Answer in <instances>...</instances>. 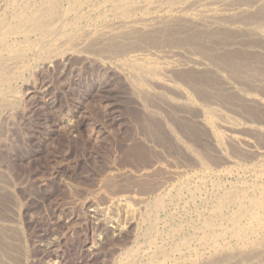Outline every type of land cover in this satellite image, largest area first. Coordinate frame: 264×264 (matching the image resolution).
Listing matches in <instances>:
<instances>
[{
	"label": "bare ground",
	"instance_id": "6f19581e",
	"mask_svg": "<svg viewBox=\"0 0 264 264\" xmlns=\"http://www.w3.org/2000/svg\"><path fill=\"white\" fill-rule=\"evenodd\" d=\"M74 65L96 68L122 80L129 93L137 99L136 104L143 106L145 111L169 117L164 127L170 133L172 129L177 135L179 132L185 134L187 120L191 126L200 130L202 127L213 155H205V149L202 151L201 145H196L198 143L186 144L194 152V161L197 160L205 171L224 164L236 165V160L230 157V151L233 154L235 148V152H240L239 160H243L241 154L246 155L251 159L247 162H253L257 173L260 171L256 184L251 182L247 186L245 180L241 181L244 187L237 182L235 184L240 187L230 186L225 193L224 188L210 215L199 224L189 226V233H185L188 229L181 226L166 231L171 241L169 247L160 246L154 250V241L161 234H155L160 232L158 228L153 231L156 221L143 220L141 202L136 209L130 207L129 222L118 233L106 222L108 205L115 202L124 204L130 198L125 200L123 191L126 188L118 185L119 178H122L117 173L119 171L113 168L103 170L91 181L97 193L99 190L108 191L105 199L102 194L104 205L94 206L89 200L84 203L90 208V219L102 218L100 223L106 231L103 244L109 245L111 235L117 240L132 235L137 240L141 232L140 221L143 220L144 225L146 221L150 224L145 233L150 247L143 252V246L140 248V241H137L136 245L122 251L121 247L113 244L114 247H109V258H101L104 260L102 263L264 264V121L252 119L235 123L237 118L228 113L229 110L242 112L244 109L246 114L254 112L256 118L264 115V0H0V136L9 133L13 108L21 101L19 90H26L22 93L23 100L29 99L35 94L37 81L44 71L58 68L64 72ZM148 116L153 117L150 113ZM172 119L181 124H170H176ZM63 123L69 128L74 127L72 117H66ZM184 159L187 161V156ZM166 160L164 158L163 161ZM178 171H175L177 175ZM229 171L227 169V174ZM182 189L176 188L175 195L170 198L174 205L180 202L178 196ZM158 197L153 205L157 212L155 217L161 212L168 213V204L166 207ZM7 222L12 221L7 219L0 223V264H8L7 260H11L8 250L13 243L8 239L14 226ZM194 244L199 245L197 250H193ZM95 250L96 246L92 245L88 252L94 254ZM94 257L97 260L99 255Z\"/></svg>",
	"mask_w": 264,
	"mask_h": 264
},
{
	"label": "rangeland",
	"instance_id": "374dc122",
	"mask_svg": "<svg viewBox=\"0 0 264 264\" xmlns=\"http://www.w3.org/2000/svg\"><path fill=\"white\" fill-rule=\"evenodd\" d=\"M57 69L42 73L41 78L37 81L38 87L35 94L29 99L23 100L24 94L22 93H25L26 90H19L18 95L21 101L13 108L8 125L9 133L8 135L4 134V137L0 136V143L2 142L0 144V194L2 195H0V223L8 219L12 222L6 224L14 226L11 238L8 237L9 242L13 243V246H9L10 250H8V255L10 254L12 260L8 259V264H103V259L106 256L107 259L109 258V247L112 248L115 245L121 247L122 251H126L136 245L137 241H140L138 246L140 248L143 246V252H145L150 247V242L145 236L150 224L146 221L144 225V219L156 221L153 231L158 228L160 232L156 231L155 234H161L154 241V250L160 246L168 248L171 241L166 231L170 232L179 226L188 229L189 226L199 224L201 220L210 215L216 205L217 197L230 189V186L244 187V183L251 185V182L252 184L258 182L260 171L257 173L253 162L250 164L247 162L251 159L246 155L241 154V158L245 159L242 160L243 162L241 159L239 160L240 152H235L236 148L232 151L234 155L230 151V157L233 156L236 165L224 164L223 167L216 168L214 166L210 170L208 169V172L207 169L205 171L197 160L194 161V152L190 151L191 149L186 144L198 143L196 145L198 147L201 145L202 151L205 149L203 152L205 155H210L213 152L207 143V135L202 127L200 130L198 127L191 126L187 120L186 125L184 124L186 128L184 131L187 130L186 135L179 132L184 137H180L172 129L171 134L164 127V123L168 122L169 117L145 111L143 106L136 104L137 99L129 93L127 85L117 77H112V75L98 71L96 68L81 67L80 65H74L73 68L64 72L61 69L57 71ZM60 70L62 72H59ZM77 108L80 110L79 113H77ZM219 108L221 109V107ZM229 111L228 113H232L231 116L237 118L235 123L237 121L239 123L252 121V119L253 121L259 119L264 121V115L261 118H256L254 112L246 114L244 109L242 112ZM149 113L153 117L149 118ZM66 117L73 118L74 129L63 123ZM148 120L149 122H146ZM173 121L176 124L173 122L170 124L174 126L181 124L178 120L174 119ZM150 125L153 127L151 128ZM143 130H146L148 134ZM164 132L166 134H163ZM153 136L154 138H151ZM159 139L160 141H158ZM256 139L258 140V138ZM157 142L162 145L158 144L160 148L155 145ZM186 156L187 161L184 159ZM156 157L159 162L154 161ZM164 158H167L165 162ZM186 164L188 168L185 167ZM112 168L113 170L117 169L119 172H116L123 178H119L121 183L119 182L118 185H124L126 188V192L123 191L124 198L126 201L129 198L130 200L124 204L119 202L109 204L106 222L111 227L113 226L112 229H116L118 233L119 229L123 230V227L125 228L128 224V219L131 217H129L130 209L138 208L140 202L143 205V220L140 221L139 230L141 232L137 240L132 235L129 236L130 238L128 237L129 239L126 237L120 240L111 235L109 245L105 246L103 243L106 242L104 240L106 231L100 223L102 218L90 219L88 216L90 208L84 203L89 200L94 206L102 207L104 205V199L109 193L106 190H99L97 193L91 179ZM227 169L230 170L228 172V174L231 173L230 178L226 172ZM152 171L155 176L151 173ZM175 171L179 172L178 175ZM168 172L176 175L172 173L170 175ZM145 173L146 175L150 174L146 176ZM160 181L162 182L160 183ZM237 182L242 185H236ZM249 184L247 186H250ZM154 185L155 187L152 188ZM156 186L159 188L156 189ZM176 188L182 189L179 195L181 198L178 196L180 200L178 205L170 202V198L176 193ZM151 190H154L155 194ZM157 197L165 202L163 204L166 207L168 204V213H158L159 217H155L157 212L153 208ZM125 203H127L128 209H126ZM189 230H185V233H189ZM117 243L119 244L117 245ZM92 245H95L97 250L92 252L94 254L88 252ZM194 245L192 246L193 250H197L199 245ZM0 253L2 252L0 251ZM96 253L99 255L97 260L94 257L97 255Z\"/></svg>",
	"mask_w": 264,
	"mask_h": 264
}]
</instances>
